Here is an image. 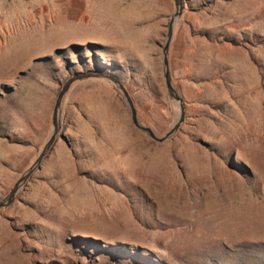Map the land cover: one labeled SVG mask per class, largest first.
Here are the masks:
<instances>
[{
	"label": "rangeland",
	"instance_id": "1",
	"mask_svg": "<svg viewBox=\"0 0 264 264\" xmlns=\"http://www.w3.org/2000/svg\"><path fill=\"white\" fill-rule=\"evenodd\" d=\"M173 0H0V199L73 74L117 77L169 130ZM183 124L157 143L116 88L71 86L48 156L0 210V264H264V0H185L169 48ZM138 256V257H137Z\"/></svg>",
	"mask_w": 264,
	"mask_h": 264
},
{
	"label": "water",
	"instance_id": "2",
	"mask_svg": "<svg viewBox=\"0 0 264 264\" xmlns=\"http://www.w3.org/2000/svg\"><path fill=\"white\" fill-rule=\"evenodd\" d=\"M174 11L170 15V19L167 26V31L162 46V75L164 78L166 93L169 101L177 107L174 122L169 130L164 133H157L148 125L143 124L138 119L137 111L135 105L126 90L123 83L115 76L100 72V71H86L79 72L71 75L60 87L56 98L53 103L52 113H51V130L50 133L42 146L40 152L33 160L32 164L19 176V178L14 182L11 190L0 199V210L8 207L18 196L20 191L24 188L27 182L31 179L33 174L41 168V164L48 156L50 150L52 149L54 143L56 142L60 129H61V105L62 101L69 91L71 86L77 82H81L87 79H98L107 83L112 84L118 93L120 94L125 107L127 109L128 116L132 125L139 131L143 132L150 139L157 143H164L171 139L178 129L181 127L185 117V106L181 97L177 94L174 87L170 70H169V48L174 33V29L185 9V0H173Z\"/></svg>",
	"mask_w": 264,
	"mask_h": 264
},
{
	"label": "trees",
	"instance_id": "3",
	"mask_svg": "<svg viewBox=\"0 0 264 264\" xmlns=\"http://www.w3.org/2000/svg\"><path fill=\"white\" fill-rule=\"evenodd\" d=\"M138 257V256H137ZM142 263H145V264H150V262H149V259L148 258H146V259H141L140 260Z\"/></svg>",
	"mask_w": 264,
	"mask_h": 264
}]
</instances>
